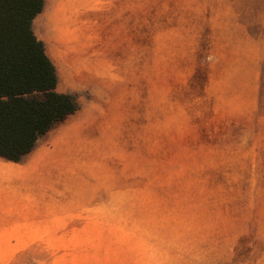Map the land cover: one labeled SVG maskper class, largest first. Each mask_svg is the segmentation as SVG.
<instances>
[{
  "label": "rangeland",
  "instance_id": "374dc122",
  "mask_svg": "<svg viewBox=\"0 0 264 264\" xmlns=\"http://www.w3.org/2000/svg\"><path fill=\"white\" fill-rule=\"evenodd\" d=\"M45 11L33 30L57 89L88 84L67 93L96 118L78 153L92 168L86 203L33 235L23 264H264V0H149L126 27ZM88 36L106 57L66 58Z\"/></svg>",
  "mask_w": 264,
  "mask_h": 264
},
{
  "label": "crops",
  "instance_id": "0c3cea01",
  "mask_svg": "<svg viewBox=\"0 0 264 264\" xmlns=\"http://www.w3.org/2000/svg\"><path fill=\"white\" fill-rule=\"evenodd\" d=\"M45 10L46 22L57 19L54 26L126 27L145 24L143 19L148 17L149 0H64L62 8L57 0H45ZM139 17L142 22H134ZM96 39L79 38L78 49L73 54L66 50V58L92 65L95 58L106 57ZM62 47L65 50V46ZM84 69L73 66L66 74L72 79ZM104 70L108 75L109 69ZM76 81L71 82L70 91L88 86L86 82ZM85 106L80 105L76 112L54 125L20 161L0 157V264H23L21 252L38 249L33 235L47 233V228L61 225L71 204L86 203L85 176L92 166L80 159L78 153L88 150L82 141L92 137L91 124L96 118L77 113ZM87 131L89 136H86Z\"/></svg>",
  "mask_w": 264,
  "mask_h": 264
},
{
  "label": "trees",
  "instance_id": "16d2710c",
  "mask_svg": "<svg viewBox=\"0 0 264 264\" xmlns=\"http://www.w3.org/2000/svg\"><path fill=\"white\" fill-rule=\"evenodd\" d=\"M44 0H0V157L18 162L54 125L79 109L33 30Z\"/></svg>",
  "mask_w": 264,
  "mask_h": 264
},
{
  "label": "bare ground",
  "instance_id": "6f19581e",
  "mask_svg": "<svg viewBox=\"0 0 264 264\" xmlns=\"http://www.w3.org/2000/svg\"><path fill=\"white\" fill-rule=\"evenodd\" d=\"M58 28V27H57ZM61 29V28H60ZM62 31V30H61ZM60 48V47H59ZM2 161V160H1ZM1 173V172H0Z\"/></svg>",
  "mask_w": 264,
  "mask_h": 264
}]
</instances>
